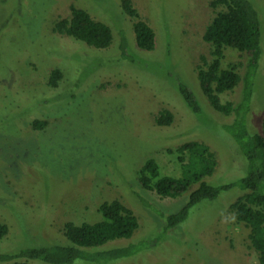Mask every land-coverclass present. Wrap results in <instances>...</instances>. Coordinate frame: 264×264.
I'll list each match as a JSON object with an SVG mask.
<instances>
[{
    "label": "rangeland",
    "instance_id": "1",
    "mask_svg": "<svg viewBox=\"0 0 264 264\" xmlns=\"http://www.w3.org/2000/svg\"><path fill=\"white\" fill-rule=\"evenodd\" d=\"M120 1L0 0V223L8 227L0 253L63 245L65 222L98 221V205L111 200L130 209L138 227L130 239L103 248L154 237L196 185L176 198H160L139 185L138 170L153 159L160 176L179 177L176 156L167 150L189 140L205 143L215 156V170L204 179L209 185L228 184L247 173L238 145L224 129L234 115L213 110L196 77L201 58L212 60L204 29L224 8H211L212 0H129L137 19L154 32V48L147 52L136 48L132 24L137 19L123 13ZM248 1L260 22L261 57L246 121L249 132L259 133L264 0ZM70 6L111 28L107 49L53 31L57 20L70 17ZM247 62L245 52L223 49L220 68L234 67L240 79L231 91L219 94L222 103L241 100ZM54 69L62 77L52 88L47 82ZM179 83L193 92L199 114L185 105ZM162 109L173 115L169 127L154 124ZM35 120L45 125L34 129ZM242 194L233 188L202 202L156 247L110 264H258L249 229L230 210Z\"/></svg>",
    "mask_w": 264,
    "mask_h": 264
},
{
    "label": "trees",
    "instance_id": "2",
    "mask_svg": "<svg viewBox=\"0 0 264 264\" xmlns=\"http://www.w3.org/2000/svg\"><path fill=\"white\" fill-rule=\"evenodd\" d=\"M120 5L124 14L135 20L138 18L129 0H121ZM209 5L211 8L222 6L224 9L217 12L204 29L202 39L213 48L212 60L207 63L201 58L203 65L197 67L196 77L199 88L212 109L226 116L234 115L233 120L226 124L224 129L241 151L245 160L246 175L228 184L209 185L204 179L211 176L215 170L217 162L213 152L205 143L195 140L183 142L174 150H167L169 154L176 156L181 172L179 177L160 176L159 167L153 159H147L138 170L139 185L160 198H176L191 185H196L180 209L166 217L165 225L154 237L126 246L103 248L110 242L130 239L138 227L133 212L120 201H105L97 207L100 214L98 221L80 225L72 222L63 224L65 244L27 247L15 253H0V264L7 262L32 264L31 261L46 264H76L79 261L87 264H110L128 259L156 247L161 242V236L183 223L192 208L202 202L214 201L221 192L233 188L240 189L243 194L230 205V210L233 211L236 221L249 229L248 240L257 253V262L264 264V115L259 133L249 132L246 121L253 78L261 57L260 22L248 0H212ZM53 31L97 50L107 49L112 41L109 26L92 19L87 11L74 6H70L69 18L59 19L54 23ZM132 32L138 50L147 52L153 50L154 32L145 22L138 19L134 21ZM225 47L245 52L248 56L247 69L243 76L242 97L235 105L229 102L222 103L219 99V94L231 91L240 79L234 67L220 68ZM121 51L124 55L125 39L122 40ZM61 77L58 69L52 70L48 77V85L56 87ZM178 92L187 108L192 113L199 114L200 107L193 92L182 83L178 84ZM172 122L173 115L166 109L160 110L154 118L157 127H169ZM43 125L45 121L32 122L34 129H39ZM7 233V225L0 223V241Z\"/></svg>",
    "mask_w": 264,
    "mask_h": 264
}]
</instances>
